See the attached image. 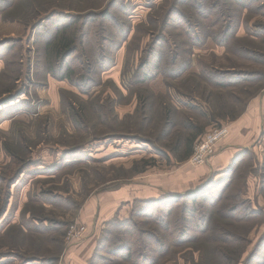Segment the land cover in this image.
Here are the masks:
<instances>
[{
	"label": "rangeland",
	"instance_id": "obj_1",
	"mask_svg": "<svg viewBox=\"0 0 264 264\" xmlns=\"http://www.w3.org/2000/svg\"><path fill=\"white\" fill-rule=\"evenodd\" d=\"M55 1L0 0V189L8 193L0 264H74L75 250L87 251L85 264L122 261L127 252L114 251L129 239L124 233L131 227L124 223L136 201L159 203L210 178V187L195 197L200 204L177 198L148 212L167 225L179 208L188 219L195 212L187 235L195 237L209 223L199 216L208 213L207 202L219 205L227 196L226 205L239 204L250 217L244 257L249 254L264 239V111H256L260 125L245 137L247 145L235 151L228 141L231 123L244 117L251 101L264 98V0L56 1L66 9ZM204 33L227 42L215 43ZM62 34L75 46L63 62L50 51ZM238 45L251 51L229 54ZM179 64L186 69L178 70ZM204 69L213 85L185 81ZM143 78L144 84L136 83ZM216 83L237 87L243 100L242 90L254 96L224 109L219 97L231 91ZM137 94L148 98V106L134 119ZM163 103L175 112L170 125L160 119ZM187 123L204 126L193 148L211 128L229 130L203 165L191 164L192 154L183 159L176 143L178 135L190 133ZM234 134L244 142L245 133ZM221 149L236 154L217 171L210 163ZM76 227L85 235L68 242ZM100 239L108 243L96 252ZM166 259L164 264H187L179 254Z\"/></svg>",
	"mask_w": 264,
	"mask_h": 264
},
{
	"label": "trees",
	"instance_id": "obj_2",
	"mask_svg": "<svg viewBox=\"0 0 264 264\" xmlns=\"http://www.w3.org/2000/svg\"><path fill=\"white\" fill-rule=\"evenodd\" d=\"M56 1L55 3H57V8H59L60 6V8L66 9V7L62 3ZM61 2H63V0ZM55 3L53 4L55 5ZM27 4L32 5V1H28ZM33 4L34 7L37 8L42 5L41 3H36V1H33ZM50 4L51 3H48V6H50ZM34 7L32 6V9ZM45 7L46 5L44 4L42 6V9H44ZM166 21L165 24L162 21L161 30H165V28H167ZM206 26L208 25H203L202 28ZM36 27H38V23H35L32 28ZM229 30L230 29L228 28L226 32H228ZM190 34L191 33L185 31L184 37L186 39H189L188 36ZM204 34V37L212 39L215 43L223 41V44H225L227 42V38H225L224 40L221 37L222 40H217V36H215L214 33L212 34V36L206 35V33ZM67 38V36L62 34L56 39V41H54V43H52L50 48L53 57L61 60V62H63L65 58L69 57L75 51L74 44ZM198 39L199 36L195 37L196 44H198L199 42ZM245 42L252 44V42L248 40H245ZM229 48L231 49L234 47H228V49ZM242 51L245 53L250 52V45H247L245 47H239L238 45L235 48L234 52L230 51L229 54L235 55L239 52L242 53ZM176 67L180 71H184L186 69L183 64H179ZM212 69L214 70V68ZM216 71L217 70L215 69L213 71V74H217ZM205 73H208L205 71V69L202 70V72L199 74L192 73L185 81L191 79L192 81L203 83L205 81H208L211 85H213V79ZM209 79H212V81ZM146 81L147 79L143 78V80L136 81V83L144 84ZM214 86L215 88L225 90V92L231 91L228 92L229 95L225 96V98L219 97L220 106L224 109L227 102H231L234 104H248V102L254 96L247 89H240L242 90L241 93L246 96V99L243 100L235 92L237 91L235 90L237 87L232 88L228 85H218L217 83ZM176 93L179 94L178 91H176ZM136 99L139 105L135 110L134 119H138L139 116H144V112L146 110V107L148 106V98H144L141 94H137ZM203 101L206 103L208 102L206 99H204ZM174 114L175 112L169 107L168 103L162 104L160 119L163 124L170 125ZM211 118H215V116L211 115L210 119ZM230 119L233 120V117H230ZM185 128L190 131V133L185 137L181 136L182 134H180L176 138L178 148L184 149L183 159H187L192 154L194 141L196 140L197 136L201 135L204 131L203 125L193 126L191 125V123H187ZM233 170L234 169L230 171V174H232ZM231 181L232 180L230 178H227L225 180V183L228 184ZM210 182H212V178L207 179L201 184V186H197L193 190L187 191L181 195H172L163 198V200L159 203L153 200L136 201L134 203L132 211L130 212V220L124 223V226L131 227V233H128L127 231L124 233L129 237V239L123 241L121 245L115 249L117 251H114V255L116 256L122 251H126L127 253L123 257L122 261L116 260L114 261V264H158L159 262L165 263L168 260L166 259L168 253H171L172 255L179 254L183 256L187 264H264V259H261V261H257L259 253L264 249V239L261 240V242L259 241L257 245H255L251 250V252H249V254L244 257L247 247L250 244V241H248V234L250 232L247 228V220L250 217H248L247 214H243V212L245 211L241 210L242 207L240 208L239 204L226 205L227 196L219 205L210 201L207 202L206 197H200L201 200L209 203V209L207 210L208 213H204V211L202 210V213L199 216L203 218V221L205 223H209L207 224L205 229L200 231V235L195 237H187L188 233L191 231L190 222L194 219L195 212H192V219H188L185 217L188 213L187 210L183 211L182 213V208H179V210H177V215H179V217L173 219L170 225L161 222V216L159 214L153 215V212H148V209L153 208V206H155L156 204L162 205L165 202H169L177 198H179L180 200L191 198L190 200L196 203L197 200L195 199V197L198 196L206 188H209ZM227 186L228 188L230 187L229 184ZM7 197L8 193H4L1 188L0 218L5 212ZM196 204L198 205L200 203ZM219 221H222L223 223L221 224L219 223ZM117 228L119 227L117 226ZM107 243V241L102 242L100 239L95 247L96 252H99L98 249L102 248L103 244ZM193 249L199 252L197 260H195L194 258L195 252Z\"/></svg>",
	"mask_w": 264,
	"mask_h": 264
},
{
	"label": "crops",
	"instance_id": "obj_3",
	"mask_svg": "<svg viewBox=\"0 0 264 264\" xmlns=\"http://www.w3.org/2000/svg\"><path fill=\"white\" fill-rule=\"evenodd\" d=\"M245 111L246 112H245V115L243 118L235 120L231 123V127H230L231 128L230 129L231 138L229 139L228 143H229L230 147H232V149H234L235 151L237 150V148H240V146H244L246 144L245 137L250 139L251 136H253V134L255 135V133L258 132L257 126L260 125V122H259V118L256 117V111H264V98L263 99H254L253 101H251L249 103V106L246 108ZM235 132L245 133V136H240L244 140L245 143L238 141L237 136L234 134ZM249 133H250V135H247ZM229 145L228 144L225 145L226 147H223V149L227 148ZM223 149H221L222 151L220 153H218L217 155H215V157H213L211 159L210 165L213 164L214 170L218 171V169L220 170L221 167H223V168L226 167L227 163H229V161L231 160L230 156H232V158H233L234 155L236 154V152H235L234 155H232L230 153V151L223 150ZM211 167H212V165H211ZM90 235L92 236V234H90ZM92 238H93V236H92ZM91 243H92V245H94L95 238H93L89 244H91ZM73 253H74L73 257L75 259L74 264H77V263L85 264L87 262L88 257H89L87 251L85 253H83L81 251L75 250Z\"/></svg>",
	"mask_w": 264,
	"mask_h": 264
},
{
	"label": "built area",
	"instance_id": "obj_4",
	"mask_svg": "<svg viewBox=\"0 0 264 264\" xmlns=\"http://www.w3.org/2000/svg\"><path fill=\"white\" fill-rule=\"evenodd\" d=\"M229 130L225 125L215 126L205 133L195 144L190 163L195 166L203 165L216 151L217 145L227 138ZM85 228L76 227L68 231L67 241H78L85 235Z\"/></svg>",
	"mask_w": 264,
	"mask_h": 264
}]
</instances>
